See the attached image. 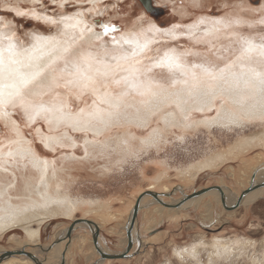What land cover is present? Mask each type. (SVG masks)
Segmentation results:
<instances>
[{
    "label": "rangeland",
    "instance_id": "374dc122",
    "mask_svg": "<svg viewBox=\"0 0 264 264\" xmlns=\"http://www.w3.org/2000/svg\"><path fill=\"white\" fill-rule=\"evenodd\" d=\"M57 1L55 8H49L45 12L43 5L39 8L33 7V4L38 3V0H0V15L4 17V23L10 27H14L16 23L28 25L29 27L25 31L31 43H24V36L18 32L4 30H0V32L6 34L7 40L15 42L19 48L31 46L33 43L32 38L35 35H55V25H51L47 19L50 17L53 19L61 17L59 15L54 16V11L65 12L64 8L62 10L57 6ZM75 1L77 0H69V2L64 4L68 5V10L65 14H72L78 10L89 17L87 18L88 20H93L96 28V25L99 24L97 21L110 22L112 25H118L121 28V31H117L118 34L125 31H134V29L137 30L139 28L137 25L141 21L138 20L139 18L143 21H154L164 34V32L169 31L171 28H174V30L178 27L182 29L192 28L194 21H198L200 18L207 20L225 19L226 11L224 8L225 0H206V6L203 11L197 10L194 12L189 7V10H186L187 12L182 15V9L188 7V0H151L152 6L157 9V11L151 13L147 12L138 0H125L118 2V4H115V1L111 0V3L107 7H105L106 1L102 2L99 6V11L95 15H92L87 11L90 8L87 2L88 0H82L83 3L81 5H76ZM229 2L236 6L239 12V16L236 17L242 20L243 24L233 26L234 31H220V40L228 44L232 49L230 54L231 60L228 62L235 63V68H237L239 66L237 56L245 40L258 39L259 34L255 29L264 28V25L259 23L264 18L260 14V5L264 4V0H259V3L256 4H252L250 0H229ZM52 3L53 0H48L49 5ZM216 4L221 5V7L214 8L213 5ZM140 9L145 11L148 16L142 17ZM227 11L231 15V10L229 9ZM210 12H215L217 15L210 16ZM17 13H24V15L20 16ZM37 15H39V19H36ZM232 19L235 20L234 16ZM37 25L41 29L53 27L54 31L51 34L46 31L37 32ZM202 32L203 30H200L199 35L191 41H189L187 36L179 33H177L179 36L178 40H176V37L170 38L169 36L160 34L162 39L152 45L153 52L155 51V47L160 46V42L164 40H167L170 44L176 40L177 43L185 47L189 43L195 44L198 40H216V35L215 37H210L212 39H205V36L201 34ZM231 35H236V38ZM8 37L11 39H8ZM107 41L109 42L110 39L107 38ZM101 46L103 47L104 44L97 43L87 48H91L93 51L96 49V51H99ZM216 47L219 50L221 47L220 43H217ZM208 48H212L211 43H208ZM75 49H82L81 45H77L72 52L76 51ZM177 50L183 52L184 48H178ZM188 50L193 52L204 51L203 48H189ZM72 52H70L64 61H60L51 68L54 76L60 74V78L57 77L56 79L57 85L39 99H28L29 104L35 103L39 105L41 102L43 104H57L60 101H69L70 105L66 113L73 115L78 111H92L95 108L93 96L88 92L80 93L71 88L68 84L69 81H67L70 80V75L67 74L69 71H65L66 74L63 73L66 70L68 61L72 59ZM162 54L163 49L161 51ZM184 59H186V65L191 66V68L192 63L197 62L195 57ZM188 60H191V63H188ZM225 60H227V56ZM146 66L149 68L152 67L151 64H147ZM220 66L224 67V64L222 63ZM193 70L200 76L201 70ZM116 76L100 83H106V87H110L111 91L117 88H124L122 84V86L119 85L118 87L112 86L114 80L117 79ZM182 77L181 75L178 77V74H176L175 80L163 87L173 88L175 86L173 84L177 78L182 81ZM194 79L196 80V78ZM137 81H140L139 76L137 77ZM147 81L150 80L145 77L142 84H145ZM147 83L145 85L152 86L153 84L155 85L154 87L161 88L157 82L153 83L151 81L149 82L151 84ZM133 96L128 97L126 102L137 97L135 93H133ZM224 99L225 97L223 96L217 97L211 106L212 108L210 107L211 109L207 110V112L193 111L188 117L180 115V125L178 126L172 125L173 127L169 128L163 126L161 115L164 116V112L174 113L173 110L175 109L170 105L164 110L155 113L150 121L145 124L146 126L142 127L141 125H137L136 127L135 124L122 120H119V123H115L116 120L113 121L115 124L112 123L113 125L101 133H98L96 127L98 124L85 129V126L83 128H77L71 126L70 123H61L56 128H53L43 118H41L40 123H35L34 127L33 122H29L28 124H20L17 130V121L13 118L15 109L12 106H8L7 110L10 112L8 114V123L16 130V135L9 138L6 137L3 131H0V149L2 152H7L12 147L10 143L17 142V138L26 140L30 148L37 153L38 159L40 158L48 162L50 165L49 172L56 175V184L60 185V187L62 185V192L68 193L73 198H78L84 203L81 204L71 217L57 215L45 219L39 227L37 238L27 239L20 229L6 232L0 239V251L2 250L0 253L23 249L26 252L37 255L45 263L53 264L55 258L53 257L51 247L59 244L62 248L60 253L61 258L64 253L66 254V264H146V262L152 261L155 246V252L158 254L156 264H158L160 259L165 257V254L168 257L176 259L179 264L181 260L174 254L175 248L177 250H184L186 248L189 249L193 245L200 244L199 256L197 258L185 256V260H182L184 264H198V262L200 264H220L221 261L224 264H228V261H232V264H236L237 261L240 264H246L249 259L248 255L236 250L240 248V243L249 240L252 246L264 242V190H261L263 187L261 184L263 183L253 187V189L251 188L252 179L256 177L255 175L258 172H264L263 147H253L236 158L233 156L223 157L222 160L217 161L213 168H207L202 172H198L193 177L194 179L190 178L189 180L180 174V171L189 167V165H197L207 157L217 154L225 155L235 145L258 136L264 129L259 123H256L255 126L245 125L244 127H237L238 129L236 127L229 129L218 126L208 128L204 124L205 121L214 119L222 107H231L229 102ZM97 105L103 111H112L105 104L97 103ZM41 125H43V128ZM2 126V121H0V127ZM98 126L100 127V125ZM165 129H167L165 142L157 150L155 145L159 143L160 133ZM158 132L159 135H157ZM25 133H28V135H25ZM153 133H157L155 135V138H158L157 143L142 151L140 148L141 141L146 138H151ZM77 136L81 137V139L77 140ZM47 138H58L60 143L46 146ZM62 139L63 142H61ZM121 139H127L132 143L131 152L126 154L130 155L132 163L125 165L126 170L122 173L117 171L114 178L99 180L93 171L92 165H95L96 169L107 165L109 163V153L119 157L122 152L118 149L119 147L116 146V143ZM86 141L89 144V153L91 154L90 164L87 162L81 163L79 160V157L84 156V145ZM77 146L79 148L78 152L76 150ZM97 153H104V156L99 161L96 159ZM74 155L77 156V159L69 162L70 158ZM29 160V158L20 159L18 157H8L0 160V182H3L4 179V182L0 183V186L2 184H9L8 186L13 188L12 190L10 189L11 199L13 200L16 199L18 201V197H20L19 193L22 189L21 186L23 185L25 187L26 183L31 182L30 177L35 179L36 170L31 166ZM56 161L59 162L56 163ZM50 163H55V167ZM23 165L27 167H23ZM252 167H254V170L251 169ZM58 172L60 173L59 175ZM12 173H14L13 176ZM16 176L17 178H15ZM22 180L25 181L22 182ZM20 183L22 184L20 185ZM15 184L16 186L14 187ZM151 186L153 188H150ZM164 186L169 188L168 192L164 193ZM216 187L236 197L240 196V198L247 195L249 191L250 194L251 192H254V194L250 196L248 205L235 203L229 208L224 203V206L229 209L224 208L221 198L216 199V197L210 195L201 197L202 194L183 205L184 197L188 198V196L203 190L206 192L215 190ZM151 193L158 196L159 199L157 198L156 201H163L169 205H174L179 201H182V203H178L179 205L176 206L175 211L168 210V212L167 210H160L159 205L150 203L154 200V197L150 195ZM141 195L143 198H147L144 201H140L132 230V246L126 249L122 245L121 240L127 237L126 226L128 225L129 218L132 217L131 213L133 212L136 200ZM90 200L104 205L105 210L103 214L95 213L91 210V206L88 204ZM107 203L108 206L106 205ZM81 219L101 224L100 229H98L99 235L97 238V244L100 248H103L107 253L111 254L126 252L125 257L111 262H106V260L101 261L93 245V233L90 231L88 225L79 221ZM73 222L76 227H74L71 233L67 231L66 235L62 238L61 233L66 231ZM82 224L84 227H82ZM32 228L36 229L37 225L35 223L32 224ZM78 237L82 238V240ZM10 238L17 239V243L11 241ZM216 240L220 241V243H234V253L220 259L209 256L207 253L211 250V245ZM141 243L144 247H140ZM138 248L139 251H137ZM133 253L136 254L133 255Z\"/></svg>",
    "mask_w": 264,
    "mask_h": 264
},
{
    "label": "bare ground",
    "instance_id": "6f19581e",
    "mask_svg": "<svg viewBox=\"0 0 264 264\" xmlns=\"http://www.w3.org/2000/svg\"><path fill=\"white\" fill-rule=\"evenodd\" d=\"M105 1L106 0H88L87 2L90 5V8L87 10L88 13L95 15L97 11H99L100 4ZM114 1L115 4H118V2L125 0H114ZM67 2H69V0H58L57 6L62 9L63 8L62 5H64ZM188 2H189L188 7H184L182 9L181 15L189 10V7H191L194 0H188ZM203 2L205 4L206 0H203ZM82 3H83L82 0L75 1L76 5H81ZM140 12L142 17L148 16L146 12L143 11L142 9H140ZM65 16L68 18L67 26H65L64 23H60V36L57 37V39H59V44L55 47V49H53L51 42L48 43L45 42V38L56 36V34L55 35L52 34L51 36L35 35V37L32 38L33 40L32 44H34L37 39L40 40V45L37 47L36 51L32 53L34 57L40 59H36L32 61V63L40 67L41 75H45L46 83L44 86L37 88L33 96L27 99H32V98L39 99L42 97V95L52 90V88L55 85H57L56 79L57 77L60 78V74L54 76L51 72V68L54 67V65L59 63L60 61H64L67 58V56L70 54V52H72L73 49L76 48L77 45L83 44V46L85 45V47L82 49H77V50L75 49L76 54L71 56L72 59L68 61V64L66 62L67 64L66 70H64L63 73H65V71H69L67 72V74L70 75L69 76L70 80L67 81H69L68 84L70 85L71 88L79 91L80 93L88 92L93 96L95 108L92 111H82V112L78 111L79 113L77 112L75 115H73L66 113L68 112L67 108L70 105L69 101H63V102L60 101L57 104H53V103L43 104L42 106L48 109L47 119H44L43 116H41V118H43L50 125H52L53 128H56L61 123H65V124L70 123L71 126H75L77 128H83L89 121H95L92 124V126L94 125L96 126V124L100 125V127L98 125L96 127L98 129V133H101L103 130H106V128L110 127L111 125L115 123H119L118 122L119 120H122L124 122L126 121L127 123L135 124L136 127L137 125L138 126L141 125L143 127L146 126L145 124L148 121H150L151 117L155 115V113L160 112L164 110L166 107H169L171 105L175 109L173 110L174 113L171 114L164 112V116L161 115L163 126L169 128V127H173L172 125L174 126L180 125L179 124L180 115L188 117V115L191 112L193 113V111L207 112V110L212 108L211 106L214 104V100L219 96L225 97V99L229 102L231 107L230 108L225 106L222 107L218 115L214 119L205 121L204 124H206L208 128H211L212 126H218L221 128H229V129L233 127L236 128L242 126L244 127L245 126L244 121L249 120L252 117V115L254 114V110L258 111V103L256 101H251L246 98V90L243 86L242 81L239 85L233 83L230 91H226L222 93L221 90L218 87H216L215 81L211 82L212 84L211 87H205L204 84L206 81V77L204 76L203 72H201L200 76H198L195 70H193V68H191V66L188 65H186L183 74L177 73L178 77L179 75L183 76L182 81L178 80L177 78L178 81L177 80L176 81L178 83L176 81L174 82V84L172 83L173 85H175L173 88H169V87L157 88L154 87L155 85L153 84L152 86L145 85L147 82L149 83L151 81H147L146 83L144 82L145 84H142L143 81L142 82L137 81V77H138L137 67L135 63L129 62L131 60V57L129 56L128 59H125L124 53L121 52L120 50L112 51V48L114 46L113 37H115L117 40L122 37L131 38L133 40L132 45L121 44L120 48L127 49L129 47L144 46V45H147L148 47H152V45L155 42L162 39L160 34H163L158 24H156L154 21L153 22L146 21V24L144 25V29L138 28L135 31H125L119 34L117 33V31H121L120 26L115 25L116 31L113 32L112 31L113 25L110 22L97 21L99 23H103L109 28V32L106 35L103 31V28L99 27V24L96 25L97 26L96 28L94 21L88 20L87 18L89 17H87L84 13L79 12L78 10L77 12L72 14H65ZM234 19L240 20L236 16H234ZM52 20L60 22L62 20V17H59L58 19H53L50 17L47 19L49 23ZM138 20L140 21L142 19L139 18ZM216 20L222 21L224 19H216ZM216 20H207L205 18L203 19L200 18L198 20L205 22L204 27L201 26L199 29V31L203 30L201 34L205 36V39L206 38L209 39L212 36L215 37V31H209V30L212 29L213 21ZM240 21L241 23L239 24L234 23L232 27L236 25L238 26L242 25L243 22L242 20ZM149 26H155L152 32L145 31L146 29L149 28ZM222 30L225 29L221 28L220 31ZM174 31H175L174 28H171L169 31H166L164 33L170 34L173 33ZM192 31L195 32L197 31V29L192 28ZM5 35L6 34L0 32V54L3 55L5 65H7L9 59H18L23 61L25 64L28 63L29 61L27 60V57L24 55V53L26 49L30 50L31 46L27 48H19L17 47V44H15V42L8 41ZM167 36H169L170 38H175L173 35H167ZM235 36L233 37L236 38ZM105 38L110 39V41L108 42V48H110L111 50L110 49L105 50V48H103L104 46L103 47L101 46L100 50L98 49L99 51H96L97 49L93 51L91 50V48L90 49L87 48L97 43H103ZM247 41H249L253 45V47L252 50L247 53L246 57L244 55L243 50L247 49L248 44H246L245 42L243 43L242 48H240L239 53L235 51L239 54L237 56V63L239 64V66L237 68H234V71L237 74L246 73L247 71L253 68L259 71L260 61L264 59V57H262L261 52L259 50L260 49L259 39H247ZM9 44L14 46L13 52L11 54L8 51ZM241 60H243L244 62L241 63ZM17 67H20V65H17ZM114 76H116L117 79L114 80V84L112 85L113 87H118L121 84L123 85V86L121 85L122 87H125L124 83H120L118 85L115 82L116 80H120V81H127L128 87L131 88L133 83V77H135L136 78L135 83L141 88V91L145 92L146 94L141 98L139 95H137L134 92L137 95L136 98H132L128 100V102L119 100L117 97L113 95V91L110 90V87L109 88L106 87V83H102V84L100 83ZM194 78H196V80ZM185 81H187V83H185ZM2 83L3 80L0 79V84ZM127 90L128 89H125V91ZM97 103L107 105L108 107L111 108L110 110L112 111L109 110L103 111L102 109H100ZM9 113L10 112L7 110V114ZM3 115H4V106H0V117H3ZM113 121L116 122L113 123ZM237 121H239V123H237ZM156 134L153 133L151 135V138H146L141 141L140 148L142 151H145L147 148L157 143L158 138H155ZM157 135H159V132ZM262 138H264V129L260 132L258 136L247 139L235 145L225 155L217 154L211 157H207L204 159L203 162H200L197 165H192V166L189 165V167L185 168L184 170L182 171L179 170L180 174L182 177L188 178L190 180V178L195 177V175L198 172H202L207 168L209 169L213 168L216 165L217 161L222 160L223 157L225 158L226 156L227 157L233 156L236 158L238 156H241V154L243 155L248 150L256 146H262L264 149V143L261 142ZM27 143L28 142L26 140L17 138V142L10 143L12 147H10L7 150V152H2V150L0 149V160L8 157H13V158L18 157L20 159L29 158L31 166L36 170L35 179L29 176L30 180L32 181L26 183L25 187H23V185L21 186L22 189L20 188L21 192L19 193L21 198L18 197L19 198L18 201L16 199L15 200L11 199L10 189L12 190L13 188H10V186H8L9 185L8 183H7L8 185L2 184L3 186L2 185L0 186V239L3 237V235H5L6 232L12 231L14 229L22 230V232L24 233L27 239L37 238L39 234V227L45 219L57 215L71 217L81 206V204L84 203L82 202V200H79L78 198H73L68 193L62 192L63 189L62 185L60 187V185L56 184L57 183L56 175L54 173L52 174L49 172L50 165L48 164V162L45 160H41L40 158L38 159L37 153L32 148H30L29 144ZM58 143H60V140H58V138H49V139L47 138L45 144L46 146H50ZM116 146L119 147L118 149H120V151L123 154H129L132 150V143L129 142V140L127 139L119 140L116 143ZM141 150L138 151L142 152ZM214 157L216 158L215 160L213 159ZM45 162H47V168H45L44 166ZM24 166L26 165H23V167ZM251 169L254 170V167H252ZM59 172L58 175L60 174ZM13 174L14 173H12V176ZM255 176L256 177L252 179V183H251L252 189L253 187L259 185L260 183L264 184V175H262L261 172H258ZM15 178H17V176ZM23 181L25 180H22V182ZM21 184L22 183H20V185ZM54 185L56 186L54 187ZM15 186L16 184L14 185V187ZM150 188L153 187L151 186ZM163 190L165 193L169 191V188L167 186H164ZM261 190H264V186L261 188ZM252 194H254V192H251L250 194L249 191L247 195L240 198V196L236 197L223 189H220L219 191L215 189L203 193L201 197L205 195H210L216 197V199L221 198V202H223V204L225 203V205L229 206L230 208L235 203L248 205V202L250 201V196ZM15 196L17 197V195ZM146 198L147 197L141 200L144 201L146 200ZM157 198L158 196L154 198V200L151 201L150 203L151 204L156 203V205H159L158 207L160 208V210L175 211L177 208L176 206L179 205L178 203L179 202L182 203V201H179L174 205L171 204L169 205L167 203H164L163 201H156ZM184 199L185 200L183 201V205L186 204V202L192 200V199H187L186 197H184ZM88 204L91 206L92 211H94L95 213L103 214V211L105 210L104 205L97 204V202L94 200H90ZM106 205L108 206V203ZM130 222H131V217L129 218L128 225L126 226L127 228V230L125 229L126 231H128L130 227ZM5 223H7V227H4ZM34 223L37 225L36 229L32 228V224ZM88 226L90 231L94 234L96 230L100 229L101 224L96 222ZM82 227H84L83 224ZM67 231L68 229L61 233L62 238L63 236L66 235ZM10 240L16 243L18 241L17 239H12V238H10ZM80 240H82V238H80ZM233 244L234 243L231 244L220 243V241L216 240L215 243L211 245V250H209L207 254H209V256H211L212 258H217V259H220L222 257H227L232 253H234L235 251ZM199 245L200 244H196L190 247L189 249L186 248L184 250H177L175 248L174 254L179 260H183L185 256H189L191 258H197V256H199L200 253ZM247 247H251V243L249 240L240 243V248L236 247L237 248L236 250H239L241 253L244 254L243 250ZM51 250L53 257L55 258L53 264H60L61 261H63V263L66 264V260H67L66 254L64 253L63 257L61 258L60 253L62 248L60 247L59 244L54 245V247L52 246ZM95 250L99 256H100L99 251L105 254H111V253H107L103 248H100L98 244L95 247ZM13 251H18V250H13ZM27 253L30 255V257L25 255H14L0 261V264H47L39 257H37V255L29 252ZM100 260L103 261L101 258ZM111 261L113 260H106V262H111ZM198 264L200 263L198 262Z\"/></svg>",
    "mask_w": 264,
    "mask_h": 264
},
{
    "label": "snow or ice",
    "instance_id": "6c2138e0",
    "mask_svg": "<svg viewBox=\"0 0 264 264\" xmlns=\"http://www.w3.org/2000/svg\"><path fill=\"white\" fill-rule=\"evenodd\" d=\"M252 4L259 3V0H250ZM111 3V0H106L105 7ZM56 0H53L51 5L48 4V0H38V3L33 4L34 8H39L43 5V10L46 12L49 8H55ZM115 6V5H113ZM205 4L203 0H194L191 5L192 10L195 12L197 10L203 11L205 8ZM65 12L68 10V5H62ZM82 7V6H81ZM167 7V6H165ZM214 8H219L221 5L216 4L213 5ZM225 11V19L224 20H216L213 21V27L209 31H215L216 40L214 41H206V40H198L195 44L189 43L187 47L181 45L176 42L179 39L177 33L185 35L189 38V41L195 39L196 36L199 35V29L202 25H204V21H194L192 28H196L197 31L193 32L192 28L182 29L177 28L173 33H164L163 35H173L176 37L171 44L167 41H161L160 46L155 47V51L153 52L152 47L144 46H135L129 47L127 49L120 48L121 44L132 45L133 40L131 38L122 37L120 39H116L113 37L114 46L112 51L120 50L124 53V58L128 59L131 57L130 63H135L137 67V75L139 76L140 81L142 82L145 77H147L152 82H157L161 87L169 85L176 78V74H183L186 68V63L184 58L195 57L197 62L192 63L193 69H200L204 76L206 77V81L204 86L211 87V82H216V87H218L221 92L230 91L233 83L239 85L242 81L243 86L246 90V98L251 101H256L258 103V111L254 110V114L249 120L244 121L247 126H255L256 123H259L260 126L264 127V59L260 61V70L257 71L255 68L250 69L246 73L237 74L234 71L236 67L235 63H229L231 60V52L232 49L225 44L222 40H220V29H225L227 31H234L232 25L241 23L240 20H233V16H239V12L236 9V6L231 4L229 0H225L224 3ZM231 10V15L228 14L227 10ZM65 12H53V15H59L62 17L60 22L55 20L50 21L51 24L55 25L56 36L46 37L45 42H51L53 49L59 44V39L57 37L60 36V23H64L67 26L68 18L65 16ZM260 14L264 17V4L260 5ZM17 15L23 16L24 13H17ZM210 16H215L217 13L210 12ZM36 19H39V15L36 16ZM254 19V17H253ZM99 23V22H98ZM259 23L264 25V18H262ZM146 21L141 20L140 24L137 25L140 29H144V25ZM28 25H20L18 23L15 24L14 27H10L6 23H4V17L0 15V30L4 31H13L18 32L22 36H24V43H31L28 40L27 29ZM99 27L103 28L104 33L107 35L109 32V28L103 23H99ZM155 26H149L145 31L152 32ZM87 30V29H85ZM36 31H46L47 33H53V27H47L46 29H41L39 25L36 27ZM112 31H116L115 25H113ZM135 31V29H134ZM158 31V30H157ZM255 31L259 34L258 39L260 41V52L262 57H264V28L255 29ZM226 34V33H225ZM11 39L10 37H8ZM208 43L212 44V48H208ZM217 43H220L221 47L217 50ZM231 43V41H229ZM248 44L247 49H244V55L247 56V53L252 50L253 45L249 41H245ZM105 50L108 49V41L105 38L103 41ZM40 45V40L37 39L34 44H31V48L26 49L24 55L27 57L28 63H24L18 59H9L7 65H5L3 55L0 54V79L3 80V83L0 84V106H4V115L0 117V121H2V127H0V131H3L6 137H14L16 135V130L13 129L12 126L8 123L9 117L7 114V106H12L15 109L13 113V118L16 119L17 125L16 129H19L20 124H28L29 122H33V127L35 123H40L41 116L44 119H47L48 109L43 107V102L41 105H36L35 103L29 104L28 99L32 97L35 90L39 87H42L46 83L45 75H41L40 67L36 64L32 63V61L36 59H40L34 57L32 55L33 52L36 51L37 47ZM14 46L9 44L8 51L11 54L13 52ZM81 48H83V44H81ZM178 48H184L183 52H179ZM189 48H203V52H193L189 51ZM163 49V55H161V51ZM73 55L76 54L74 51ZM227 56V60L225 57ZM244 61L241 60V63ZM188 63H191V60H188ZM224 64V67H221V64ZM151 64L152 67L149 68L146 65ZM20 65V67H17ZM23 69V70H22ZM158 69V71H157ZM195 75V73H194ZM39 77V78H38ZM135 77H133V83L131 88L128 87L127 81L116 80L115 82L119 85L120 83H124V88H117L113 90V94L118 97L119 100L127 101L128 97L133 96L135 92L141 98L146 94L141 91V88L135 83ZM187 83V81H185ZM125 89H128L125 91ZM154 91V90H153ZM62 103V102H61ZM119 106V105H118ZM95 121H89L85 125V129L91 127ZM239 123V121H237ZM43 128V125H41ZM30 131V130H29ZM235 131V129H234ZM28 135V133H25ZM167 135V130L165 129L160 133L159 143L155 146L157 150L160 145L165 142V138ZM77 140L81 139V137L77 136ZM63 142V139L62 141ZM262 143H264V138H262ZM84 156L79 157L81 163H91V154L89 153V144L86 141L84 145ZM77 152L79 148H76ZM104 156V153H97L96 159L99 161L101 157ZM109 163L107 165L102 166L99 169L95 168V165H92L94 173L97 175L99 180L112 179L115 177L117 171L121 173L126 170L124 167L127 164L132 163L130 159V155L121 154L119 157L113 156L111 153L108 154ZM77 159V156H72L69 162H73ZM216 159L215 157L213 158ZM114 161V162H113ZM59 161H56L58 163ZM45 168H47V162H45ZM55 167V163L53 164ZM255 174V173H254ZM264 175V172L261 173ZM4 227H7V223H5ZM122 245L125 248H130L132 246V242L129 238H125L121 240ZM140 247H144L141 243ZM139 251V248L137 249ZM244 253L248 255L249 259L246 264H264V242L259 243L257 245H252L251 247H247L244 250ZM136 253H133L135 255ZM158 254L154 251L152 254V261L146 262V264H156ZM158 264H178L176 259L168 257L165 254L163 259L158 261ZM179 264H184L181 260ZM220 264H224L223 261ZM228 264H232V261H228ZM236 264H240L239 261Z\"/></svg>",
    "mask_w": 264,
    "mask_h": 264
},
{
    "label": "water",
    "instance_id": "95a60500",
    "mask_svg": "<svg viewBox=\"0 0 264 264\" xmlns=\"http://www.w3.org/2000/svg\"><path fill=\"white\" fill-rule=\"evenodd\" d=\"M138 1L142 4L143 8L147 12L151 13V12L157 11V9L154 6H152V1L151 0H138ZM261 186H264V184H261ZM216 190L219 191L220 188L216 187ZM205 192H206L205 190L200 191V192H196V194H192V195L188 196L187 199H193V198L198 197L199 195H201V194H203ZM150 195L153 196L154 198L157 197L156 194H154V193H151ZM142 198H143L142 195L140 197H138V199L136 200L133 212H132L130 227H129L128 231H127V238H129L130 240L132 238V230H133V227H134V224H135V220H136L138 209H139V204H140V201H141ZM222 205L224 206L223 202H222ZM224 208L225 209H229V208H226V207H224ZM79 221H81V223H84V224H87V225L93 224L92 221L86 220V219H81ZM74 227H76V225L73 222L70 225V227L68 228V233H70L74 229ZM98 235H99V231L96 230V232H94L93 237H92L93 244H94L95 247L97 246ZM131 242H132V240H131ZM99 253H100V258L102 260L123 259L125 257V254H126V252L121 253V254H117V255H115V254H105V253L100 252V251H99ZM14 255H25V256L30 257V255L27 252H25V250L22 249V250H19V251H8V252L2 253L1 256H0V261L4 260L6 258H9L11 256H14ZM61 264H64L63 261H62Z\"/></svg>",
    "mask_w": 264,
    "mask_h": 264
},
{
    "label": "flooded vegetation",
    "instance_id": "af4514ba",
    "mask_svg": "<svg viewBox=\"0 0 264 264\" xmlns=\"http://www.w3.org/2000/svg\"><path fill=\"white\" fill-rule=\"evenodd\" d=\"M153 5V4H152ZM118 26V25H117Z\"/></svg>",
    "mask_w": 264,
    "mask_h": 264
}]
</instances>
